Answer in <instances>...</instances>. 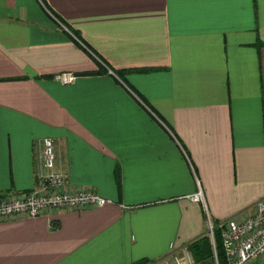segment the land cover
<instances>
[{
    "label": "crops",
    "instance_id": "0c3cea01",
    "mask_svg": "<svg viewBox=\"0 0 264 264\" xmlns=\"http://www.w3.org/2000/svg\"><path fill=\"white\" fill-rule=\"evenodd\" d=\"M44 137L110 203L0 221V264L159 261L208 236L264 196V0H0V192L40 185Z\"/></svg>",
    "mask_w": 264,
    "mask_h": 264
},
{
    "label": "built area",
    "instance_id": "2783aa9c",
    "mask_svg": "<svg viewBox=\"0 0 264 264\" xmlns=\"http://www.w3.org/2000/svg\"><path fill=\"white\" fill-rule=\"evenodd\" d=\"M105 70L114 75L109 68L105 67ZM54 78L69 83L75 75L61 73ZM39 152V165L44 170L39 175L40 185L29 191L0 192V221L33 218L50 209L80 210L110 203L109 199L89 189L72 186L65 174L54 170L55 153L51 138L44 137L39 141ZM188 198L203 204L199 190ZM207 223L213 264H218L213 243V231L216 229L219 230L224 264H264V196L255 200L251 208L242 214L226 218L215 225L208 219ZM173 259L174 264H196L185 254L182 258Z\"/></svg>",
    "mask_w": 264,
    "mask_h": 264
},
{
    "label": "trees",
    "instance_id": "16d2710c",
    "mask_svg": "<svg viewBox=\"0 0 264 264\" xmlns=\"http://www.w3.org/2000/svg\"><path fill=\"white\" fill-rule=\"evenodd\" d=\"M70 33L72 35L78 36L77 32L75 31L74 32L70 31ZM99 70L102 71V68H100ZM117 73L118 75H120V72H117ZM215 224H217V222L214 223V225ZM213 243H214V249H215L216 257L218 260V264H224L218 229L213 231ZM186 247L191 253L193 259L196 261V263L211 264L212 250H211V245H210V242H209V239L206 233H203L202 235L188 242ZM151 262L152 261L146 258H140L128 264H151Z\"/></svg>",
    "mask_w": 264,
    "mask_h": 264
},
{
    "label": "rangeland",
    "instance_id": "374dc122",
    "mask_svg": "<svg viewBox=\"0 0 264 264\" xmlns=\"http://www.w3.org/2000/svg\"><path fill=\"white\" fill-rule=\"evenodd\" d=\"M210 222L214 225V221H210ZM205 224H206V232H207V225H208L207 219H206ZM211 250H212V246H211ZM184 254L185 255H189L192 258V260L196 263V261L193 259V257L191 255V253L189 252V250L186 249V248H183V250H181V252L175 253L174 255H170L168 257H164V258L160 259L159 261H155L154 260V261L151 262V264H174V259L173 258H179V257L182 258L184 256ZM196 264H199V263H196Z\"/></svg>",
    "mask_w": 264,
    "mask_h": 264
}]
</instances>
